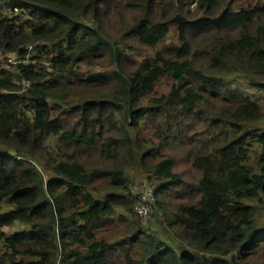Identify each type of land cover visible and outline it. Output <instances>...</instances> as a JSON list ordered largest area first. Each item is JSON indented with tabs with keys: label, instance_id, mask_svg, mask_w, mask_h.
I'll return each mask as SVG.
<instances>
[{
	"label": "trees",
	"instance_id": "trees-1",
	"mask_svg": "<svg viewBox=\"0 0 264 264\" xmlns=\"http://www.w3.org/2000/svg\"><path fill=\"white\" fill-rule=\"evenodd\" d=\"M1 3L0 264H264V0Z\"/></svg>",
	"mask_w": 264,
	"mask_h": 264
},
{
	"label": "built area",
	"instance_id": "built-area-1",
	"mask_svg": "<svg viewBox=\"0 0 264 264\" xmlns=\"http://www.w3.org/2000/svg\"><path fill=\"white\" fill-rule=\"evenodd\" d=\"M192 6H195V3L192 4ZM0 8H7V3H1ZM13 12L12 14L15 17L18 18H24L26 16V13L24 9L22 8H12ZM26 49L30 51L32 49L31 45H26ZM7 68L17 67V65L20 64H27L26 61L17 60L15 58H10L7 61ZM29 82H23L22 83V92L25 91L27 87H29ZM28 115L30 114L32 117L35 116L34 112L28 111L26 112ZM17 159H19L17 157ZM139 197L137 198V201L135 203V214L137 218L140 220V222L146 224L152 217L154 212V205H155V198H154V192L152 191L150 185L146 184L144 185L141 190L139 191Z\"/></svg>",
	"mask_w": 264,
	"mask_h": 264
},
{
	"label": "rangeland",
	"instance_id": "rangeland-1",
	"mask_svg": "<svg viewBox=\"0 0 264 264\" xmlns=\"http://www.w3.org/2000/svg\"><path fill=\"white\" fill-rule=\"evenodd\" d=\"M191 9H193V6H191ZM177 42V38H176V36L173 34V33H169L168 34V36H167V38H166V40L160 45V47H163V46H169V45H172V44H174V43H176ZM139 54H140V56L139 57H137V56H133V59H135V60H139V59H141V58H146V57H150V56H152L153 55V51H151V50H145L144 52H139ZM99 64L97 65V66H95V67H93V68H90V72L91 73H111V69H110V67H108L107 65H106V62H105V60L103 59V60H101L100 62H98ZM4 67V66H3ZM5 68H7L6 66H5ZM83 71H87V69H83V68H81ZM82 71V72H83ZM86 76H87V74L86 75H84V78H86ZM69 80L71 81L72 80V78H69ZM104 88H106V87H104ZM104 88H102V89H104ZM258 97H259V99L262 101V103H263V105H264V91L263 92H261L259 95H258ZM202 128V123L201 122H198L196 125H195V127H193V131L194 130H196V132L198 131V130H200ZM143 178H144V176H143V173H141L139 170L138 171H135L133 174H132V178H131V180H132V188L134 187V194L136 195V193H138V191H140L141 190V188L144 186V185H146V184H144V182H143ZM7 231V230H6ZM263 232H264V230H263Z\"/></svg>",
	"mask_w": 264,
	"mask_h": 264
}]
</instances>
